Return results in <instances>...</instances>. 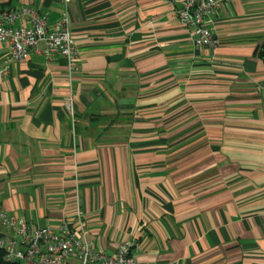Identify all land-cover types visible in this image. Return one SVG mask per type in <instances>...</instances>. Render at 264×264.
Instances as JSON below:
<instances>
[{"label": "crops", "instance_id": "0c3cea01", "mask_svg": "<svg viewBox=\"0 0 264 264\" xmlns=\"http://www.w3.org/2000/svg\"><path fill=\"white\" fill-rule=\"evenodd\" d=\"M176 4L0 0L67 13L76 46L68 72L0 41V208L108 253L130 241L137 264H264V0L226 2L213 46Z\"/></svg>", "mask_w": 264, "mask_h": 264}, {"label": "built area", "instance_id": "2783aa9c", "mask_svg": "<svg viewBox=\"0 0 264 264\" xmlns=\"http://www.w3.org/2000/svg\"><path fill=\"white\" fill-rule=\"evenodd\" d=\"M62 1L67 6L69 0ZM228 1L177 0L175 12L181 25L189 30L195 46L216 43L208 22ZM17 17H28L30 25L14 26ZM0 41L8 45L9 60H23L35 52L46 56L59 53L66 59L68 72L74 63L76 46L67 13L47 24L42 13L28 7L17 12L0 9ZM1 70L7 71L8 64ZM73 103L70 94L65 101L70 116L75 112ZM0 222V249L6 260L22 264H137L130 241L120 242L113 253L105 252L84 239L66 219H61L55 230L48 225H33L23 216L0 208Z\"/></svg>", "mask_w": 264, "mask_h": 264}, {"label": "trees", "instance_id": "16d2710c", "mask_svg": "<svg viewBox=\"0 0 264 264\" xmlns=\"http://www.w3.org/2000/svg\"><path fill=\"white\" fill-rule=\"evenodd\" d=\"M261 55L264 56V46L261 49ZM0 264H22V263L18 261L6 260L3 255V251L0 249Z\"/></svg>", "mask_w": 264, "mask_h": 264}]
</instances>
